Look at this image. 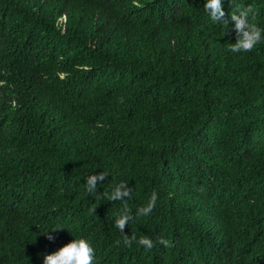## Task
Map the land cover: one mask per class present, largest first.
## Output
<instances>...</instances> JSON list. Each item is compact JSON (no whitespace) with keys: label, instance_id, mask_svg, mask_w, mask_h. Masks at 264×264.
Masks as SVG:
<instances>
[{"label":"trees","instance_id":"1","mask_svg":"<svg viewBox=\"0 0 264 264\" xmlns=\"http://www.w3.org/2000/svg\"><path fill=\"white\" fill-rule=\"evenodd\" d=\"M108 3L135 16L126 33L106 32ZM202 3L80 0L61 32L0 0V52L18 43L27 70L42 71L21 107L25 92L14 106L0 98V264H42L40 250L73 236L92 241L95 264H264V42L231 52L234 30L222 35ZM237 3L264 27V0H225L226 14ZM121 180L133 212L158 193L124 228L152 248L125 245L114 224L124 202L107 193ZM210 205L225 235L195 227ZM59 225L54 240L39 232Z\"/></svg>","mask_w":264,"mask_h":264},{"label":"clouds","instance_id":"2","mask_svg":"<svg viewBox=\"0 0 264 264\" xmlns=\"http://www.w3.org/2000/svg\"><path fill=\"white\" fill-rule=\"evenodd\" d=\"M12 8L23 10L24 13L33 20L41 19L45 16H53L54 27L56 30L64 32L69 25V18L66 10L77 8L80 0H9ZM225 0H203L202 7L208 18L216 25H219L223 34H228L234 30L235 40H227L228 47L231 52H245L252 50L258 44L264 42V27L253 22L256 15V9L251 3L235 4V10L225 12ZM102 23L110 22L108 31L110 34H123L128 30V25L133 23L135 16L129 12L120 13L117 4L108 3L103 9ZM97 18L99 14L95 15ZM12 18V16H11ZM11 23V22H10ZM24 48L18 43L3 49L0 52V98L11 97V104L14 106L17 102V107H21V99L27 93L34 89L31 84V74H42V71L27 70L24 57ZM38 63V61H37ZM36 65V63H34ZM63 76V74H62ZM19 93V95H18ZM109 172L100 170L89 174L85 178L86 189L89 193H95L99 186L107 179ZM107 193L108 199L113 201L124 202V207L118 211L114 217L115 226L124 233L123 243L131 245L133 240L138 245L146 248H152L154 241L148 236L129 237L124 232V228L129 225V222L137 217L150 215L158 201V193L152 192L147 199V202L138 206L135 211L128 207L127 201L133 196V188L127 183V180H121L113 183ZM5 204H0L2 207ZM173 205V203H172ZM203 205V204H200ZM177 206V205H173ZM197 220L194 222L196 228L201 229V232L216 231L220 234H226L227 217H219L220 212L216 207L210 205L208 209L198 210L195 212ZM65 227L46 226L44 230L39 231L44 233L49 240H54L55 236L49 229H59ZM224 239V238H222ZM211 245L216 242L213 238H207ZM159 243L167 246L169 241L160 237ZM42 251V264H95V248L91 240L83 236H77L63 243L53 251L46 249Z\"/></svg>","mask_w":264,"mask_h":264}]
</instances>
